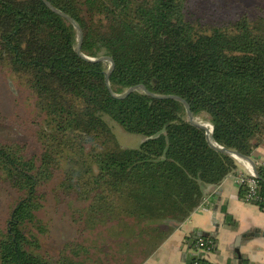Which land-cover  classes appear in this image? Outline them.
Wrapping results in <instances>:
<instances>
[{"label":"trees","instance_id":"16d2710c","mask_svg":"<svg viewBox=\"0 0 264 264\" xmlns=\"http://www.w3.org/2000/svg\"><path fill=\"white\" fill-rule=\"evenodd\" d=\"M47 1L81 26L84 57L76 28L42 0H0V77L35 106L18 139L0 136V264H89L68 247L53 262L43 251L41 213L53 192L75 196L89 227L106 229L105 264L143 261L201 205L204 185H220L238 162L179 101L114 95L144 85L181 97L197 119L209 117L218 145L253 158L264 143V6L215 25L194 19L189 0ZM105 56L115 61L110 87V64L86 60ZM105 116L143 136L139 148L120 147Z\"/></svg>","mask_w":264,"mask_h":264},{"label":"rangeland","instance_id":"374dc122","mask_svg":"<svg viewBox=\"0 0 264 264\" xmlns=\"http://www.w3.org/2000/svg\"><path fill=\"white\" fill-rule=\"evenodd\" d=\"M256 5L264 6V0H189V12L194 19H200L203 23L220 25L236 19L243 13L253 12ZM0 110V136L5 139H18L17 125L32 117L35 106L30 95L15 86L12 78L1 76ZM105 120L123 149H137L144 141L143 136L127 133L110 117L105 116ZM198 120L210 123L206 115H202ZM27 139L28 137L25 138ZM7 199L8 194L2 191L0 220L6 218ZM85 207L86 205L77 201L75 196L66 197L59 192L50 195L49 202L41 213L44 224L47 225V232L40 235L39 239L43 251L51 256L52 262L53 256L68 247L65 255L70 258L76 257L74 253L78 252L80 258H90L89 264H99L95 262L97 260H103L102 263L105 264L103 240L107 235L106 229L101 226L89 227L84 213H79ZM108 237L110 240L107 239V242L116 239L113 235ZM85 249L88 252H84Z\"/></svg>","mask_w":264,"mask_h":264},{"label":"crops","instance_id":"0c3cea01","mask_svg":"<svg viewBox=\"0 0 264 264\" xmlns=\"http://www.w3.org/2000/svg\"><path fill=\"white\" fill-rule=\"evenodd\" d=\"M252 159L264 160V143ZM240 173H246L243 165L217 187H208L201 205L152 255L121 264H192L197 259L207 264H264V211L244 201L236 180ZM198 236L213 238L216 249L198 252L194 246Z\"/></svg>","mask_w":264,"mask_h":264},{"label":"water","instance_id":"95a60500","mask_svg":"<svg viewBox=\"0 0 264 264\" xmlns=\"http://www.w3.org/2000/svg\"><path fill=\"white\" fill-rule=\"evenodd\" d=\"M53 12L57 13L58 15H60L61 17L65 18L66 20H68L70 23L73 24V26L76 28V30L78 31V34H79V41H78V45L76 47V52L77 54L81 55L82 57H84L81 53V48H82V44H83V38H84V34H83V30L81 28V26L70 16L66 15L65 13H63L62 11L56 9L51 3H49L47 0H42ZM86 60H88L89 62H107L110 64V69L109 71L106 73V84L108 85V87H110V83H109V80H110V74L113 72V70L115 69V61L113 60V58L111 57H101L99 59H89V58H86ZM143 92L145 93L146 95L150 96V97H153V98H156V99H162V100H176V101H179L180 103H182L186 109V114H187V118H188V122L195 126V127H198L202 130H204L206 132V135H207V138H208V141L209 143L211 144V146L217 150V151H220L222 153H225V154H228L230 155L231 157H233L236 161H238V158H241L243 159L244 161H246L253 169V172L255 174V176L257 177V179H260V176H259V171H258V168L256 166V163H255V160H253L252 158L250 157H247V156H244L242 154H240L239 152L235 151V150H229V149H226L224 147H221L220 145L217 144V142L215 141L214 139V135H213V126H212V131L209 132L205 127H203L202 125H200L198 122H197V118L194 116L192 110H191V107L190 105L188 104V102L186 100H184L183 98L181 97H178V96H158V95H154L152 94L144 85H138V86H134V87H131L129 88L123 95L121 96H115L114 94V97L118 98V99H125L127 97H129L131 94H133L134 92ZM205 189H207L208 187L205 186Z\"/></svg>","mask_w":264,"mask_h":264},{"label":"built area","instance_id":"2783aa9c","mask_svg":"<svg viewBox=\"0 0 264 264\" xmlns=\"http://www.w3.org/2000/svg\"><path fill=\"white\" fill-rule=\"evenodd\" d=\"M239 165H243L245 167L246 173H240L236 177L238 186L243 189L247 188V193L244 195V201L249 204H255L260 206L261 203L263 207L261 209L264 211V200L256 198V192L258 187V179L255 176L252 167L248 164V166L237 161ZM257 168L264 169V160L255 161ZM194 246L198 252L201 253H211L216 249V242L213 238H206L203 236H198L195 239ZM192 264H207L201 259L195 260Z\"/></svg>","mask_w":264,"mask_h":264},{"label":"bare ground","instance_id":"6f19581e","mask_svg":"<svg viewBox=\"0 0 264 264\" xmlns=\"http://www.w3.org/2000/svg\"><path fill=\"white\" fill-rule=\"evenodd\" d=\"M197 122H200V120L197 119ZM203 127H204V126H203ZM205 128H206L209 132L212 131V126H211L210 123H205ZM238 161H239L240 163H242V164L248 166V163H247L246 161H244L243 159L238 158Z\"/></svg>","mask_w":264,"mask_h":264}]
</instances>
